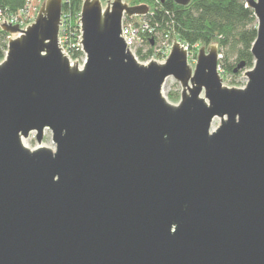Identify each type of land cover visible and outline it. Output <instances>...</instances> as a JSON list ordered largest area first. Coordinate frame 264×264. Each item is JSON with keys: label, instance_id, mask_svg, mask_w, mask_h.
I'll list each match as a JSON object with an SVG mask.
<instances>
[{"label": "water", "instance_id": "water-1", "mask_svg": "<svg viewBox=\"0 0 264 264\" xmlns=\"http://www.w3.org/2000/svg\"><path fill=\"white\" fill-rule=\"evenodd\" d=\"M243 1V86L223 83L216 43L194 66L178 40L137 61L122 22L146 4L83 0L82 66L59 43L62 0L1 24L17 35L0 60V264H264V0Z\"/></svg>", "mask_w": 264, "mask_h": 264}, {"label": "trees", "instance_id": "trees-1", "mask_svg": "<svg viewBox=\"0 0 264 264\" xmlns=\"http://www.w3.org/2000/svg\"><path fill=\"white\" fill-rule=\"evenodd\" d=\"M41 1L0 0V10L5 15L17 14L30 4H35L37 9ZM62 1L59 35L63 38L67 36L69 53L78 57L81 51L71 47L70 43L76 42L80 34L78 19L83 0ZM101 1L104 4L107 0ZM130 3L148 6L149 12L143 17L154 27L157 36H166L170 42L178 40L191 50H196L199 45L216 43L218 53L222 55L219 60L222 74L237 75V66L241 63L244 68L252 66L250 49L256 38V18L253 9L245 1L189 0L186 4H178L174 0H130ZM9 34L0 26V60ZM168 98L178 100L179 94L171 90Z\"/></svg>", "mask_w": 264, "mask_h": 264}, {"label": "built area", "instance_id": "built-area-1", "mask_svg": "<svg viewBox=\"0 0 264 264\" xmlns=\"http://www.w3.org/2000/svg\"><path fill=\"white\" fill-rule=\"evenodd\" d=\"M110 1L111 0H107L104 4ZM32 8H34V10L37 11L35 4L34 5L30 4L27 8H25L24 10H21L17 14L5 15L0 10V26L2 23H6L10 25L18 24V26L21 28L26 27L27 25L33 22L34 20L33 18H35V15H36V12L32 11ZM143 15H140V16L143 17ZM135 17H137V15H131V16L125 15L123 17V22H122V35L131 53L133 54V56L135 57L137 61H141L144 63H147L151 60H156L159 62L164 61L170 52L172 41L171 42L168 41V38H166V36H164L166 40L161 41L159 36H157V33L154 27L149 24L147 19L142 18L141 20L139 19L134 20ZM79 18H80V14H79ZM78 25H79V32H80L78 36V40L76 42L70 43V46L76 49H79L81 51L80 56L74 57L69 53L70 48L66 46L68 44L66 35H65L66 38H63L59 35V43L62 47V50L65 52V54H67L72 61L77 60L79 65L82 66L86 61V56L82 50V46L80 43L81 30H80L79 19H78ZM9 35L8 37H10ZM181 44H182V47L186 49L188 53V49H189L188 45L182 42ZM6 52H7V43H6V49L3 50V57L5 56ZM34 136H35V133L31 132L28 138H31Z\"/></svg>", "mask_w": 264, "mask_h": 264}, {"label": "rangeland", "instance_id": "rangeland-1", "mask_svg": "<svg viewBox=\"0 0 264 264\" xmlns=\"http://www.w3.org/2000/svg\"><path fill=\"white\" fill-rule=\"evenodd\" d=\"M124 1H126V3H128L129 5H131L130 0H124ZM39 5H40V3H39ZM38 8H39V6L37 7V10H38ZM32 11H35L34 8H32ZM35 12H37V11H35ZM147 12H149V11H147ZM140 15H137V17H135L134 20H138V19L141 20L142 18H144V17H141ZM12 25H14V24H12ZM256 26H257V20H256ZM16 35H17V33H10L9 36L10 37H15ZM159 38H160L161 41L166 40L165 37L160 36V35H159ZM199 47H200V45L196 48V50L188 49V60H189V64H191L192 66H194V64L196 62V57H197V54H198V48ZM221 57H222V55L220 54L219 60H220ZM230 60L232 61V59H230ZM218 65H219L220 75H221V77L223 79V83L225 85H229V86H242L244 83H246L247 77L244 75V72H245L246 69H249L250 67H245V68L243 67L242 69H239V72H237V75L232 76V75H229V74H222V68L220 67V64H218ZM171 90L172 91H175L176 93L179 94L180 93V90H181V87H180V84L175 79H173L172 77H169L165 81V84H164V87H163V93L167 97L168 100H170L168 98V96H169V92ZM217 122H218V120L215 119L213 121V126H215L217 124ZM26 141L27 142H31L35 146L38 145L35 136L26 139ZM43 143H53V141L51 139V132L49 130H47L46 137L43 136L42 144Z\"/></svg>", "mask_w": 264, "mask_h": 264}, {"label": "bare ground", "instance_id": "bare-ground-1", "mask_svg": "<svg viewBox=\"0 0 264 264\" xmlns=\"http://www.w3.org/2000/svg\"><path fill=\"white\" fill-rule=\"evenodd\" d=\"M164 87V86H163Z\"/></svg>", "mask_w": 264, "mask_h": 264}]
</instances>
